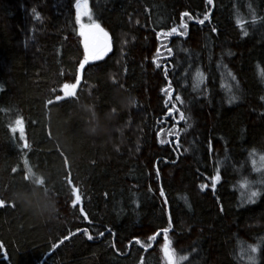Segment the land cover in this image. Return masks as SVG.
<instances>
[{"label": "trees", "instance_id": "trees-1", "mask_svg": "<svg viewBox=\"0 0 264 264\" xmlns=\"http://www.w3.org/2000/svg\"><path fill=\"white\" fill-rule=\"evenodd\" d=\"M74 5L0 0V264H165L162 233L150 248L135 243L167 226L160 186L172 248L177 259L188 257L179 264H264V191L248 204L241 188L264 179L251 166L264 155V0H89L112 50L82 80L80 66L97 55L86 56ZM209 9L210 22H189L186 37L167 38L173 56L165 60L162 48L159 57L176 65L169 78L191 125L177 124L186 131L176 148L160 92L167 81L152 63L164 42L156 33L178 26L182 12L203 18ZM197 68L206 92L193 91ZM237 82L240 99L228 104ZM161 128L167 145L157 142ZM99 231L105 235L97 238Z\"/></svg>", "mask_w": 264, "mask_h": 264}, {"label": "snow or ice", "instance_id": "snow-or-ice-1", "mask_svg": "<svg viewBox=\"0 0 264 264\" xmlns=\"http://www.w3.org/2000/svg\"><path fill=\"white\" fill-rule=\"evenodd\" d=\"M206 3L208 5H212L213 4V0H206ZM75 9H76V13L75 15L77 16V25H78V29L80 30L81 28H85V29H95L97 30L100 34L106 36L107 38V42H106V50L100 52L97 57L95 59H90L88 61H85L81 66H80V77L81 80L83 79L84 76V72L86 71V67L90 66L92 63L95 62H99L104 60V58L106 56H108V54L111 52L112 50V43L110 40V36H109V32L106 31L100 23L96 22V20L93 19V16L91 14V10L89 8V0H75V5H74ZM35 13V9L32 10ZM210 13H211V9H209L208 11H205L203 14V18H196L193 17L191 14H189V12L185 11L182 12L180 14V22L178 26H173L170 29H168L167 31L161 30L159 32L156 33V37L157 40L160 41L161 38H163V43H161L160 46H158L156 48V55L153 57L152 63L155 65L156 68L163 69V73H164V79L165 81H167V83L165 84L164 87H162L160 89L161 94L164 97V106L166 109L165 112V116L166 117H170L173 121H175V123H173L171 129L168 130L167 132V137H171V136H175L176 137V141H175V147L179 148V137L181 135V133L183 131H186V128H182L177 130V124L180 121L185 122L187 127H191L190 124L187 123V121L189 120V117H187L185 115V112L182 110V108L180 106L184 105V100L182 98V96L176 92V94L174 95L175 89L173 88V84L171 79L169 78V69L170 68H175L176 65L175 64H169V63H164L162 65L161 60L159 59V57L162 55V51L161 49H165V53L163 55H165V60H167V58H170L173 56V48L168 46V44L166 43L167 38L169 37H186L187 33H188V29H189V22H195L196 24L199 25H204L206 21L210 22ZM37 18H38V13L36 14ZM82 17H87L88 19V23H83L82 22ZM187 18V19H185ZM255 18H253V24H255ZM236 24L237 26H239L243 32L244 36H247L249 33L247 30H244V21L237 19L236 20ZM211 31L213 33H215L217 31V29L215 27H213L211 29ZM187 51V50H185ZM229 55H231V53H229ZM218 67H223V69L226 71V74L228 77L231 78L232 81H236L237 78L235 75H233V73L227 69V65H217ZM126 71V69H125ZM261 78L264 79V72L260 73ZM205 73L202 72L199 68L196 69L195 75L192 77L193 79V91H197L200 90L201 92H206L207 89H200L199 86L204 84L205 82ZM225 85L222 83L221 84V88H224ZM239 84L238 82L235 85V88H233L232 86H228V95L226 96V102L228 104H232L234 102H236L237 100L240 99V95H239ZM262 101H264V96H262L260 98ZM180 105V106H178ZM174 113L178 114V118L176 115H174ZM164 129L161 128L157 133H156V137H157V142L160 145H167L169 143V140L166 137L162 138V133H164ZM185 152L188 151V149H184ZM209 151H211V144L209 143ZM251 156L255 157V153H251ZM164 162L167 163L168 160L167 158H164ZM172 163H175V161H172ZM251 166H252V171L255 172H259L262 175H264V155H260L259 156V163L257 161V159L253 158L251 159ZM153 168L155 169V178L156 180L159 182L160 179V169L157 166V164H153ZM210 179V187L213 191H215L218 182L221 180V175H220V169L219 167H217L215 174L211 175L209 177ZM259 185H261L262 187H250L248 185L247 182L241 184V188L244 189H248L244 195H243V199L245 203L248 204H252L255 203L257 198L261 196L262 191H264V179H261L260 181L257 182ZM209 187V184H205L202 183L199 185V189L201 191H204L206 188ZM149 192L152 191L151 186H149ZM74 199L71 201L73 206H76L77 204H79L81 202V196L78 194V189L75 190V192L73 193ZM159 196L163 199V204L165 205V215L168 217L167 219V226L159 228L156 232H154L152 235H149L147 237V242L146 243H142L141 240L139 238H135V243L140 245L142 248H150L153 244V242H155L157 240V237L161 235H163V244L161 245V252L163 254L164 257V261L165 264H179L180 261H184L187 260L188 257L187 256H180L179 259L176 258V253L174 252L173 248H172V241L169 237V233L173 228V222H172V217L171 214L167 211V199L165 196V191L163 186L159 187ZM4 206L3 202H0V207ZM14 206V205H13ZM190 207V205H189ZM80 214L83 216L84 221H86L88 224H92V220L89 219L88 214L85 212L83 207H80L79 209ZM221 211H223L222 207H221ZM83 232L84 237L87 238V240L91 241L94 239V236L92 234H90L89 229L88 228H84V229H80L77 228L76 232ZM107 231L111 232L112 230L109 228L107 229ZM75 235V233L70 232L68 235L64 236L62 239H60L58 242L53 243L51 245V248L53 250H55L59 244H63L64 241L68 240L70 236ZM105 235L104 231H99L97 234V238L98 237H103ZM114 246V245H113ZM0 248H3V244L0 243ZM193 251H195V249H193ZM252 254H255L257 252V247L253 246L250 249Z\"/></svg>", "mask_w": 264, "mask_h": 264}, {"label": "rangeland", "instance_id": "rangeland-1", "mask_svg": "<svg viewBox=\"0 0 264 264\" xmlns=\"http://www.w3.org/2000/svg\"><path fill=\"white\" fill-rule=\"evenodd\" d=\"M83 23H88L87 17H82ZM79 37L85 48L86 56L91 57L98 55L100 52L106 50V36L100 34L95 29L81 28L79 30Z\"/></svg>", "mask_w": 264, "mask_h": 264}, {"label": "water", "instance_id": "water-1", "mask_svg": "<svg viewBox=\"0 0 264 264\" xmlns=\"http://www.w3.org/2000/svg\"><path fill=\"white\" fill-rule=\"evenodd\" d=\"M73 91H74V90H71L69 93H66V94H65L66 97H69V96L73 93ZM74 192H75V190H74Z\"/></svg>", "mask_w": 264, "mask_h": 264}, {"label": "bare ground", "instance_id": "bare-ground-1", "mask_svg": "<svg viewBox=\"0 0 264 264\" xmlns=\"http://www.w3.org/2000/svg\"><path fill=\"white\" fill-rule=\"evenodd\" d=\"M74 190H76V189H74ZM74 190H73V193H74ZM73 199H74V196H73Z\"/></svg>", "mask_w": 264, "mask_h": 264}]
</instances>
